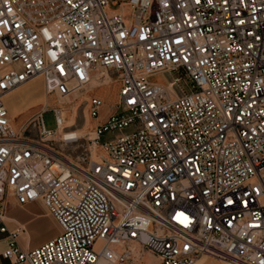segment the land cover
<instances>
[{"label": "built area", "instance_id": "obj_1", "mask_svg": "<svg viewBox=\"0 0 264 264\" xmlns=\"http://www.w3.org/2000/svg\"><path fill=\"white\" fill-rule=\"evenodd\" d=\"M38 76L46 101L17 128L6 97ZM112 77L101 120L94 82ZM82 94L97 122L81 135L49 98ZM10 194L43 200L60 233L23 248ZM0 232L11 264H125L135 245L157 264H264V0H0Z\"/></svg>", "mask_w": 264, "mask_h": 264}, {"label": "rangeland", "instance_id": "obj_2", "mask_svg": "<svg viewBox=\"0 0 264 264\" xmlns=\"http://www.w3.org/2000/svg\"><path fill=\"white\" fill-rule=\"evenodd\" d=\"M113 8L117 7L112 5ZM165 76L171 79V75L166 73ZM165 76L161 74H155L152 76L155 80H164ZM94 91L100 94L105 100V109L112 111L118 101V85L113 77L108 81H102L100 78L95 79ZM26 86L34 88V92L31 94H25ZM23 90V91H22ZM87 94H82L78 98L52 96L49 98L51 106H61L66 112V125L67 120H72V116L75 117V121L71 125H67L70 129L78 130L79 134H84L93 123L92 118L89 117L88 106L86 99ZM46 101L44 93V80L42 76L35 77L28 82L22 84L15 90H13L6 97V104L12 118V123L15 127L19 128L43 106ZM44 124L48 129H56L57 121L56 115L52 108L47 109L43 113ZM128 127L124 132L130 131ZM117 135V132H107L103 135V140L113 138ZM83 141L73 145H64L65 150L75 156L80 157L85 153L84 148L81 146ZM11 213L20 219L24 220L27 224V231L21 236V241L26 242L28 236H31L35 242L45 243L49 239L47 237L57 232V235L61 231L59 223L53 217L50 218L45 214L44 201L38 199L35 204L27 203L25 205L14 206ZM135 257L129 260L125 264H157V257L148 249L141 248L139 245L134 246ZM208 260L213 261L215 258L206 256ZM204 261L202 264H213V262Z\"/></svg>", "mask_w": 264, "mask_h": 264}, {"label": "crops", "instance_id": "obj_3", "mask_svg": "<svg viewBox=\"0 0 264 264\" xmlns=\"http://www.w3.org/2000/svg\"><path fill=\"white\" fill-rule=\"evenodd\" d=\"M111 111L108 110V109H104L102 111V114H101V117L100 119L101 120H104L106 119L108 116H109V113ZM97 121L96 120H93V123L95 124ZM37 202V200L35 201H32L30 202L31 204H35ZM5 209H6V214H7V223H8V226L12 229V228H15L17 225H23L25 227V231L24 232H21L20 235L18 236V240H19V243L21 244V246L23 248H25L26 250H32V249H35L37 247H39L40 245H42L44 241H41V242H35L33 240V238L31 236H28V239L26 242H22L21 241V236L25 234V232L27 231V224L24 220L20 219L19 217L13 215L11 213L12 211V208L14 206H19L20 204L17 203V200L15 198V196L13 194H10L8 196V198L6 199L5 201ZM45 205V214L47 216H49L50 218L53 219L51 213L49 212L46 204L44 203ZM56 220V219H55ZM58 223V222H57ZM57 235V232H54L52 234H50L47 239H51L53 237H55ZM8 246V238H7V233L6 232H0V264H11V260L8 259V258H5L2 253L3 251L6 249V247ZM203 260L205 261H210L207 259V257H203L202 258ZM211 262V261H210ZM23 264V263H22ZM25 264V263H24Z\"/></svg>", "mask_w": 264, "mask_h": 264}, {"label": "bare ground", "instance_id": "obj_4", "mask_svg": "<svg viewBox=\"0 0 264 264\" xmlns=\"http://www.w3.org/2000/svg\"><path fill=\"white\" fill-rule=\"evenodd\" d=\"M24 90L26 91L25 94H31L32 92H34V88H32L31 86H26V88H25ZM22 91H23V90H22ZM64 116H66V112L64 113ZM89 117H90V115H89ZM90 118H91V117H90ZM74 121H75V117L72 116V120H71V119H70V120H67V125H71V124H73ZM67 125H66V120H65V126H67ZM93 126H94V125L91 124V126L87 127V129L89 130V129H90L91 127H93ZM58 132H59L60 134H61V133H66L62 128H60ZM98 150H99L98 148L93 149L94 156H96V152H97ZM204 261H205V260L201 259V260L198 261L197 264H202ZM211 262H213V264H222V262L219 261V260H217V259H214V260L211 261Z\"/></svg>", "mask_w": 264, "mask_h": 264}]
</instances>
